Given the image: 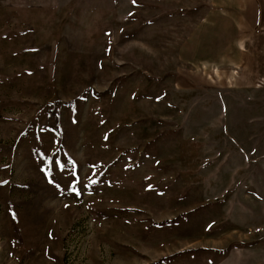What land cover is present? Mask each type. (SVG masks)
<instances>
[{"label": "rangeland", "instance_id": "rangeland-1", "mask_svg": "<svg viewBox=\"0 0 264 264\" xmlns=\"http://www.w3.org/2000/svg\"><path fill=\"white\" fill-rule=\"evenodd\" d=\"M0 264H264V0H0Z\"/></svg>", "mask_w": 264, "mask_h": 264}, {"label": "snow or ice", "instance_id": "snow-or-ice-1", "mask_svg": "<svg viewBox=\"0 0 264 264\" xmlns=\"http://www.w3.org/2000/svg\"><path fill=\"white\" fill-rule=\"evenodd\" d=\"M133 2H135V0H133Z\"/></svg>", "mask_w": 264, "mask_h": 264}]
</instances>
